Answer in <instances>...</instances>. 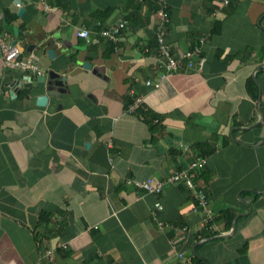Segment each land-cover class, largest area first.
<instances>
[{
    "label": "crops",
    "instance_id": "crops-1",
    "mask_svg": "<svg viewBox=\"0 0 264 264\" xmlns=\"http://www.w3.org/2000/svg\"><path fill=\"white\" fill-rule=\"evenodd\" d=\"M166 2L173 54H200L154 89L151 3L112 51L102 31L128 0H0V33L38 66L9 69L0 48V264H264V0ZM50 69L65 86L41 107ZM197 157L210 227L168 183ZM148 178L161 194L128 183Z\"/></svg>",
    "mask_w": 264,
    "mask_h": 264
},
{
    "label": "built area",
    "instance_id": "built-area-1",
    "mask_svg": "<svg viewBox=\"0 0 264 264\" xmlns=\"http://www.w3.org/2000/svg\"><path fill=\"white\" fill-rule=\"evenodd\" d=\"M225 4L229 3V0H223ZM159 8L157 10L158 23L156 26V37L158 41V59H160L159 66L161 72L156 81H147V85L157 89L161 86L162 82L165 81L170 75L177 72L182 64L183 59L187 61V66L193 68L197 62L193 60L200 54V47L196 46L191 51L186 52L182 57H178L173 54L171 45L167 42V29L170 23V14L168 11V5L166 0H157ZM46 8H49L46 5ZM128 24L127 20L118 22L115 26L104 29L102 35L108 37L111 41H119L122 31ZM78 36L87 38L89 36L88 29H81L78 31ZM0 48L3 55V61L7 68L14 70H33L38 71L37 63L33 58H24L22 56L23 49L20 45L9 42L8 35L0 33ZM148 51V49H146ZM202 63V59H200ZM134 110L133 106H130L129 112ZM207 163L206 158L197 157L195 158L188 168L176 171L169 179L168 183L171 184H184L186 188L191 192L194 199L197 201L195 211L204 210L207 212L205 223L206 226L211 219V212L208 210V199L206 190L201 184L197 174L202 171ZM128 183L136 185L137 189L147 194H161L165 186V182L161 180H155L148 178L144 181L135 182L133 179H129ZM156 209L158 211L163 210L161 202L156 203ZM204 226V227H205Z\"/></svg>",
    "mask_w": 264,
    "mask_h": 264
},
{
    "label": "trees",
    "instance_id": "trees-1",
    "mask_svg": "<svg viewBox=\"0 0 264 264\" xmlns=\"http://www.w3.org/2000/svg\"><path fill=\"white\" fill-rule=\"evenodd\" d=\"M128 1H130V3L132 4L131 7L132 6L136 7L135 11L134 12L131 11V13L129 14V17H127V20H128L127 22H129V23L135 22L138 19L139 10L147 2L151 3L153 5L152 7H155V12H157V10L159 8L157 0H128ZM168 11H169V8H168ZM169 14H170V12H169ZM9 22H10V20H9ZM97 23H99V22H97ZM157 23H158V21H157ZM96 29H98V31L100 30L99 27H97ZM110 44H111L110 45V49L113 51L114 49H116L118 47L119 41H116V42H114V41L111 42L110 41ZM155 47H156V51H157L158 50V41H157V37H156V32H155ZM144 114H146V113H144ZM197 176H198V178H200L199 177L200 176V172H198ZM180 184H182V183H180ZM182 187H184L186 189V186L184 184L182 185ZM190 195H192V194L190 193ZM191 197L194 198L193 195ZM51 217H52L51 214L43 211L42 214L40 215V218H39V224L42 227H44L46 225H49ZM233 217H234V213L232 211H230V210L229 211H224V212L221 213V217H219V219H217V222H219L221 220H227V222L230 225ZM208 225H209L208 227H210L211 223L208 222Z\"/></svg>",
    "mask_w": 264,
    "mask_h": 264
},
{
    "label": "water",
    "instance_id": "water-1",
    "mask_svg": "<svg viewBox=\"0 0 264 264\" xmlns=\"http://www.w3.org/2000/svg\"><path fill=\"white\" fill-rule=\"evenodd\" d=\"M23 13H24V8L21 7L19 10V15L22 16ZM14 30H15V34L18 35L19 32L18 27H15ZM14 44H17V41H14ZM49 55L51 57H54L55 52L53 50H50ZM89 66H91L89 63L85 64V67H89ZM37 79H38L37 86L45 89L46 91L45 94L38 96L37 105L41 107H45L49 102V95L47 92L52 93L54 91L61 90L62 86H65V81H66L65 75H61L54 69H50L49 71H47V74L38 76ZM27 86L31 87L32 85H27Z\"/></svg>",
    "mask_w": 264,
    "mask_h": 264
}]
</instances>
